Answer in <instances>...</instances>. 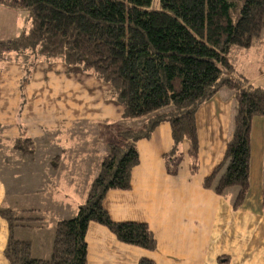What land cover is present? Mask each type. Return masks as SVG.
Instances as JSON below:
<instances>
[{
    "label": "crops",
    "instance_id": "0c3cea01",
    "mask_svg": "<svg viewBox=\"0 0 264 264\" xmlns=\"http://www.w3.org/2000/svg\"><path fill=\"white\" fill-rule=\"evenodd\" d=\"M29 25L31 29L28 13L0 3V42L28 34ZM258 43L263 49L256 53ZM229 60L245 86L264 90V31L250 48L233 47ZM236 110L235 92L229 88L199 108L195 169L187 140L176 147L174 160H167L174 146L169 122L138 140L131 188L109 191L104 207L116 222L147 224L157 248L121 243L106 226L92 222L86 234L88 256L99 254L101 264H139L142 259L154 264H264V118L252 123L250 187L242 206L230 202L238 191L218 195L204 187L224 159ZM138 120L125 118L112 87L81 66L37 51L30 58L0 61V264H10L4 252L15 231L31 236L34 258L51 255L56 222L45 231L44 220L29 216L36 210L27 207L45 196L63 204L59 219L75 217L110 147ZM94 135L102 136L103 148L90 166L85 146ZM75 179L88 186L86 194L73 189ZM4 210L18 213V227L10 229Z\"/></svg>",
    "mask_w": 264,
    "mask_h": 264
},
{
    "label": "trees",
    "instance_id": "16d2710c",
    "mask_svg": "<svg viewBox=\"0 0 264 264\" xmlns=\"http://www.w3.org/2000/svg\"><path fill=\"white\" fill-rule=\"evenodd\" d=\"M0 0L32 19L28 34L0 42V61L38 55L81 66L112 87L125 118H152L144 132L123 133L112 145L85 204L76 216L56 225L51 258L31 256V244L9 238L10 264H88L86 234L92 222L106 226L119 241L153 251L155 239L145 223L115 222L104 207L111 190H129L139 163L135 143L169 122L174 160L187 140L193 167L197 159L196 114L222 88L235 92L234 131L224 159L204 187L224 195L237 187L239 208L250 187L251 128L264 118V90L245 86L229 60L233 47L250 48L264 31V0ZM163 110L162 113H158ZM149 118V119H150ZM168 159V160H169ZM195 169V167H194ZM264 215V177L262 190ZM10 229L20 218L1 211ZM139 264H154L142 259Z\"/></svg>",
    "mask_w": 264,
    "mask_h": 264
},
{
    "label": "rangeland",
    "instance_id": "374dc122",
    "mask_svg": "<svg viewBox=\"0 0 264 264\" xmlns=\"http://www.w3.org/2000/svg\"><path fill=\"white\" fill-rule=\"evenodd\" d=\"M152 8L155 9V10H161L160 1L159 0H153ZM28 29H30V25L27 27V29L25 30V32H27ZM237 49H239V48L237 47ZM240 49H246V48H240ZM261 49H263L262 44L261 43H258L253 48V51H255L256 53H259L261 51ZM162 112H163V110L159 111L158 113H162ZM149 118H145V119L142 118V119L138 120V122H136L135 124H133V126H132L133 129L132 130H130V129L127 128V129L122 130L121 132L125 133V132H129L130 131L133 134L134 133H142V132L145 131V129L147 128V126L149 124V121L152 119V118H150V119ZM165 122H167V121H165ZM233 131L231 132V135H232ZM196 132H197V136H198V129L197 128H196ZM123 133H120V136L121 137H118V142H116V140H115L116 144L119 145V146L120 145L122 146L124 144L123 143V138H125V137H123V135H122ZM85 148L87 149V152H86V155H85V157H86L85 163L87 165L94 166L96 159L99 158V156L101 155V152H102V148H103V145H102V136L97 137V135H94L93 138H92V143L86 145ZM91 149H92V151H90ZM2 155H3V153H0V161H1V156ZM92 170H93V168H92ZM1 171H2V169H0V172ZM16 173H18V170H17V172H14L13 174H16ZM85 186L86 185H85V183L83 181H79L77 179H75L73 181V187H74L73 189L76 190V191H78V193L80 195H83V194H86L87 193V190L86 189L88 188V186L86 188H85ZM90 189H91V186L89 187L88 193L90 192ZM229 190H231L232 193H236L238 191V188L237 187L230 188V189H228L226 191V193ZM233 197L234 196L231 195L230 202H233L235 204V200L236 199L233 198ZM27 208L36 210L35 212L28 213L29 216H31L33 218L34 217H40V218H42L44 220V229H45V231L47 230V228H48V226L50 224L56 222V225H57L60 221H62L61 219H59L58 216H59V212L63 208V204L53 202L52 200L46 198L45 196H39V197H37V199L32 204H30ZM77 212H78V210H77ZM113 215H114V212H112V216ZM15 216H18V213H16ZM110 217H111V215H110ZM125 222L126 221H123V222H120V223H125ZM128 222H135V221H128ZM26 223L28 225H30L31 221H27ZM137 223H141V222H137ZM35 224H38V223H35ZM24 229H26V228H24ZM14 233H15V235H14ZM14 233H13L12 237L15 238L16 240L18 239L19 241L29 242V238H31V236L28 233H25L23 231H15ZM134 246H136V245H134ZM156 248H157V242H156ZM33 252H35V249H31V256L32 257H34L33 256ZM4 254H5V257H6V253L5 252H4ZM50 256L48 258L44 259V260L50 259L51 258ZM5 257L4 256L2 257V260L3 261L5 260ZM99 257H100L99 254H96L95 252H93V254H92V251H91L90 254H89V256H88V264H101V262L99 260L100 259Z\"/></svg>",
    "mask_w": 264,
    "mask_h": 264
}]
</instances>
